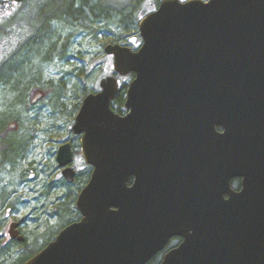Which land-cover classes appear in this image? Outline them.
I'll return each instance as SVG.
<instances>
[{
    "label": "water",
    "instance_id": "95a60500",
    "mask_svg": "<svg viewBox=\"0 0 264 264\" xmlns=\"http://www.w3.org/2000/svg\"><path fill=\"white\" fill-rule=\"evenodd\" d=\"M139 31L137 51L105 46L113 75L72 126L93 167L81 220L25 264H147L173 236L183 242L161 264H264V0H163ZM131 74L121 115L112 104ZM56 160L72 184L71 143ZM187 187L199 207H162Z\"/></svg>",
    "mask_w": 264,
    "mask_h": 264
},
{
    "label": "rangeland",
    "instance_id": "374dc122",
    "mask_svg": "<svg viewBox=\"0 0 264 264\" xmlns=\"http://www.w3.org/2000/svg\"><path fill=\"white\" fill-rule=\"evenodd\" d=\"M68 1L69 0H30L24 4H9L5 0H0V31L2 30L1 32L7 34L5 43L6 47L2 46L3 44H1L2 42L0 41V51L6 54L9 50H13L12 53L14 54V60L19 67H23L27 60L33 62H36L37 60V48L30 43L32 36V39H36V37L40 38L41 33L44 31L43 37L46 33L45 38L47 39V42L45 43V46L47 50L54 46L53 44L55 40L58 42L55 55H52L50 63L47 62L43 66L44 80L46 79V82L52 81L53 84H50V86H48V84L46 85L47 92L42 93L41 90H39L30 94L28 99V106H31L30 108L20 106L17 108L18 111H21V113L17 114L20 117L23 126H21L18 121L11 122L13 127L18 125L15 127L17 129L25 128L24 130L31 129L32 131H35V138L27 151L26 157L27 163L31 162L35 166L42 165L39 170H35L37 175H39L38 179L36 180L34 178L35 171H30L28 173L30 176L23 178L21 169H18L16 172H12L10 167L7 169L8 165L5 163L4 158H6V155H9L7 152L8 149H5L4 147L0 148V160L4 161V179L1 187L6 189L9 193L11 192V194L17 192L15 206H12L14 203L13 201L15 200L13 197L10 199L11 201H9L11 203L6 205L3 213L0 214V220H2L4 216L5 219H7V214L9 213L11 219L17 222L23 221L26 234L28 237H31V242L36 238L33 233L37 232V236L43 235L44 233L45 236L38 238L33 244L34 250H38L42 247L44 240L46 241L48 238L52 237V234L56 236L58 232L63 229L62 225L69 222L73 217L70 212L65 210L61 220L59 216L60 209H57V205L64 200V197L66 198V195L65 192H63L64 188L57 186V183L60 184V178H58L60 175L57 174L56 169V167H58L56 154L59 147L70 138V131L75 123V118L78 112H76L73 117L65 116V118L60 117L54 119V115L49 110L50 101L47 95L52 94L54 92L53 87L57 85L60 80H63V82L66 83V91L68 92L67 96L69 98L71 92L70 88L74 83L70 84V79H68V77L73 78L76 74L78 75L81 66L84 64L88 63L92 66L94 64L93 62H102V45L108 43L107 40L104 41L102 38L94 39L89 37L88 34L82 31L79 34L76 30H72L68 27L62 29L61 25L56 22L55 17L58 15L60 16L67 11ZM138 1L139 0H117V2L128 5L131 9L136 7ZM156 3L157 2L154 0H145L140 8H144L146 5V11L148 10V12H152L156 10ZM7 18L15 20L11 27V29L14 30L12 33H8L4 24L5 22H7V24L12 22L7 20ZM10 24L11 23L8 25L10 26ZM21 35H23V38L25 37L24 46H26V48L32 46L34 52L25 55V53H23L25 51H23L20 46L18 47V45H16L18 39L17 36ZM59 35L61 36V39L58 41ZM2 53H0V56ZM23 56H26L25 60H23ZM97 57H99L98 60ZM103 60L104 62L95 68L93 74H98L102 66L105 68L109 67L111 71L109 75H112L113 70H111V68H113V58L106 56ZM100 79L94 82V84L97 85V88H99ZM43 94L44 97L42 99L41 95ZM38 97L40 98L37 99ZM67 102L70 106V99H67ZM4 105L5 102L2 100V96H0V109L3 108L2 106ZM15 128L13 130H15ZM74 164L78 167L81 166V173L85 172L87 166L85 165L81 153L75 158ZM42 170L44 172H42ZM45 182H47L48 185H55L54 189H48V192L50 191L49 194H46L45 190L43 191V184ZM78 193L79 191H77V195L71 203L73 209L76 208ZM52 210H54L56 216L54 215L51 217V214L49 213H51ZM46 211H48V213ZM45 212L48 215H46ZM5 223L7 224V220ZM7 254L8 253L5 255L3 251L0 252V264H13L20 260V256H22L20 261L26 260L29 256L20 254L19 257L13 259L12 255ZM20 261L18 263H21Z\"/></svg>",
    "mask_w": 264,
    "mask_h": 264
},
{
    "label": "trees",
    "instance_id": "16d2710c",
    "mask_svg": "<svg viewBox=\"0 0 264 264\" xmlns=\"http://www.w3.org/2000/svg\"><path fill=\"white\" fill-rule=\"evenodd\" d=\"M144 1L145 0H139L136 7L131 9V7H129L128 5L122 4L121 2H117V0H69L67 4V11L64 14L55 17V20L59 25H61L62 29H66V27H68L72 30H76L79 34L82 31L88 34L89 37H92L94 39L102 38V40L104 41L107 40V44H120L122 46L131 48L133 51H137L142 44V39L139 31V23L141 19L151 13V11H146V5L144 6V8H140L141 4ZM154 1L157 2V9V7L163 0ZM7 3L12 4V2L10 1H7ZM10 18H7V20L12 21L9 22L11 23L10 26L8 25L9 23H4L8 30V33L14 32L11 27L13 26L15 20H11ZM1 31L0 41L2 42L1 44H3L2 46L6 47L5 43L7 39V34ZM43 35L44 31L41 33L40 38L36 37V39H32V36L30 39V43L37 48V63L27 60L26 64L23 65V67H19L16 61L14 60V54L12 53L13 50H9L6 54L0 51V53L3 54H1L0 56V96H2V100L5 102V105L2 106L3 108L0 109V134L7 129V126L9 124H12L11 122L18 121L20 122V125L23 126L21 124V119L17 114L21 113V111H18L17 108L19 106L30 108L31 106H28V99L30 97V94L39 90H41L42 93L47 92L48 90L46 89V85L48 84V86H50V84H53L52 81L46 82V79L44 80L43 66L47 62L50 63L52 55H55L58 42L55 40L53 44L54 46L47 50L45 46V43L47 42V39L45 38L46 33L44 37ZM17 37L18 39L16 45H18V47L20 46V48L25 51L23 52L25 53V55L34 52L32 46L28 48L24 46L25 37L23 38V35ZM60 39L61 36L59 35L58 41ZM107 44L102 45V62H104L103 59L106 56L108 57V55H106V53L104 52V48ZM22 58L23 60H25L26 56H23ZM98 58L99 57H97V60ZM102 62H93L94 64L92 66L88 63L84 64L83 66H81L78 75L76 74L73 78L68 77V79H70V84L74 83L70 88L71 92L69 91V98L67 96L68 92L66 91V83H64L63 80H60V82L55 86L52 85L54 86V92L52 94L48 93L49 95H46L49 98V110L54 115V119H58L60 117L65 118V116L73 117L76 112H79L80 107L82 105V101L85 96L89 93H95L99 90V88H97V85L94 84V82H96L100 78L101 81L103 78L110 76L109 74L111 72L109 67L105 68L101 66V70L99 71V73L93 74L95 68L102 64ZM111 70H113V68H111ZM133 79V74L127 77L119 78L120 92L118 97L112 104V109L118 114L125 115L127 113L125 109L126 93L128 85ZM41 97L43 99L44 94L41 95ZM67 99H70L71 101L70 106L68 105ZM15 126L17 127L18 125ZM24 129L25 128H15V130L9 131L8 135L0 142V145L2 146V148L4 147L5 149H8L7 152L9 153V155H6L5 158V163L8 165L7 169H9L10 167L12 169V172H16L18 169H21L22 177L27 178L30 176L28 175L30 171L34 172L35 170H39L42 165L35 166L31 162L27 163L26 155L31 143H33V139L35 138V131H32L31 129ZM69 137H71V141L75 139V137L72 136L71 131ZM74 147L76 149V154H80L81 150L78 142L74 141ZM42 172L44 171L42 170ZM34 173V178L37 180L39 175H37L36 171ZM90 174L91 169L87 168L84 173H79V176L77 177V179L75 178L76 181H74L75 183H73V185H67L64 181L61 180H59L60 184L57 183V186L64 188L63 192H65L66 195V198L64 197V200H62L59 205H57V209H60V219L62 220L65 210H67L71 213V215H73L72 219L64 225L73 223L79 218L78 211L76 210V208L73 209V207H71V203L74 197L77 195V191H80V189L83 188V186L90 178ZM43 187V191L45 190V193L49 194L50 191L48 192V189H54L55 185H48V183L45 182L43 184ZM2 192L3 194H5L4 203H11L9 202V199L11 198V192L9 193L6 189L2 190ZM12 206H15L14 203L12 204ZM46 212L48 213V211ZM49 214H51V217L54 215L56 216L54 210H52ZM64 225H62L63 228L65 227ZM33 235L36 238L38 237L37 232L33 233ZM29 239L31 246V237H29ZM17 257L13 256V259ZM21 258L22 256H20V260ZM24 261L25 260L20 262L24 263ZM18 262L13 264H17Z\"/></svg>",
    "mask_w": 264,
    "mask_h": 264
},
{
    "label": "flooded vegetation",
    "instance_id": "af4514ba",
    "mask_svg": "<svg viewBox=\"0 0 264 264\" xmlns=\"http://www.w3.org/2000/svg\"><path fill=\"white\" fill-rule=\"evenodd\" d=\"M16 126H12L11 124H9L7 126V129L0 134V142L8 135L9 131L13 130ZM219 131H221V129H218ZM75 139L73 141H71V137L69 139H67L63 144L65 143H71L72 145V150L74 153V162H75V158L77 157L76 154V149L74 147V141L78 142V144L80 145V149H81V135L80 136H74ZM62 144V145H63ZM0 148H2V146L0 145ZM60 148V147H59ZM1 150V149H0ZM59 150V149H58ZM58 153V151H57ZM56 159H57V154H56ZM5 161V158H4ZM3 160H0V214L3 213L4 211V207L10 203L5 204L4 203V198H5V194H3L2 190H4V188H2V184H3V179H4V167H3ZM57 162V160H56ZM58 164V163H57ZM85 165L87 166V168L91 169V174L93 171V167L88 166L86 163ZM73 166L76 170V179L79 176V173H81V166L78 167L77 165H75L73 163ZM86 168V169H87ZM57 169V174L60 175V177L58 176V178H60L61 181H64L65 184L67 185H71L69 183L66 182V180L63 178L62 176V172L63 169L56 167ZM90 174V177H91ZM75 179V181H76ZM90 178L88 179V181L86 182V184L83 186L82 189H80L77 199L79 197V194L81 193V191L84 189V187L88 184ZM135 182V178L132 177L129 180V186L131 187ZM75 183V182H73ZM72 183V185H73ZM230 189L234 192V193H240L243 189V177L241 176H236L233 177L231 182H230ZM195 192L193 191L191 188H185L183 189H178L176 191L170 192V191H166L165 194L162 196V207H199L198 203V195H195L197 193H192ZM16 195L17 192H14L13 194H11V198L14 197V204L16 203ZM10 198V199H11ZM225 200L229 199V195L226 194L224 196ZM9 199V201H11ZM77 202V201H76ZM79 214V218L77 219V221L81 220V215ZM7 219H5V216L2 220H0V252L3 251L6 255V253H8L7 255H12V256H19L20 254H24V255H29L28 258L24 261V263H17V264H25L26 262H28L29 260H31L33 257H35L38 253H40L44 248H46L48 246L49 243L53 242L56 237L58 236V234L63 230L61 229L60 232H58V234L55 236L52 234V237L48 238L46 241L44 240V244L42 247H40L38 250H34L33 249V244L36 242V240L40 237L45 236V234L43 233V235H39L36 239H34V241L32 242V245L30 246V242H29V237L26 234L25 228H24V224L23 221H15L13 219H11L10 214H7ZM7 220V224L5 223ZM74 221V222H77ZM18 223V226L12 230V224L13 223ZM16 231L19 232L18 234H16ZM22 236L24 238L23 241H19L18 237ZM183 242V238L180 236H173L171 237L167 244L165 245V247L159 251L157 254H155L151 260L147 263V264H161L162 261L164 260L165 256L167 254H169L170 252H172L173 250L177 249L180 244Z\"/></svg>",
    "mask_w": 264,
    "mask_h": 264
}]
</instances>
